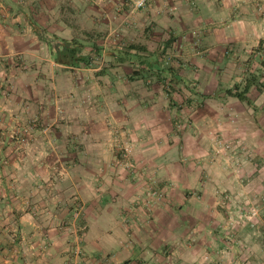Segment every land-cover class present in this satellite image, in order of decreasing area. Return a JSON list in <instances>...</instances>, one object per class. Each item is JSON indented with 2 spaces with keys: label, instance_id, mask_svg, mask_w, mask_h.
Wrapping results in <instances>:
<instances>
[{
  "label": "rangeland",
  "instance_id": "1",
  "mask_svg": "<svg viewBox=\"0 0 264 264\" xmlns=\"http://www.w3.org/2000/svg\"><path fill=\"white\" fill-rule=\"evenodd\" d=\"M123 1L132 15L149 4L148 1L145 7L132 10V0ZM17 2L0 0V8L5 10V13L0 11V17L7 19L10 10L18 19ZM115 10L121 13L118 8ZM71 13L74 19L70 38L81 39L82 52L91 57L89 64L58 63L52 55V47L60 41L50 32L47 40L39 41L43 50L39 58L23 54L6 57L10 63L25 66L26 79L42 86L34 96L47 101L49 112L46 119L38 114L35 118L32 111L27 113L23 134L9 136L17 141L19 148L0 155L9 179L8 201L4 204L5 211L0 210V226H8L0 231V255L11 253L13 247L7 244L15 236L24 209L32 212L34 208L38 212V207L42 208L37 216L49 223L51 215L48 213L50 209L54 211L50 206H54L58 209L55 219L59 224H85L84 201L73 191H77L75 181L81 183L89 176V180L103 178L105 191H110L103 201L105 207L117 212L127 231L130 212L143 211L146 215L148 221L143 224L145 230L140 236L147 241L148 248L139 246L142 256L136 264H231L228 259L233 253L237 256L234 264H242L241 240L260 237L261 232L255 228L264 227V19H217L211 25L218 29L212 39L210 30L206 29L208 23L199 24L195 20L186 25L182 22L184 19H180L177 36L168 30L160 34L165 36L161 39L157 38L159 34L148 35L145 29L140 39L131 40L122 36L124 25L113 27L107 34L104 28L99 29V23H96L98 27L89 25L84 23L86 19L82 14ZM115 16L113 19H121L118 14ZM90 17L95 19L94 15ZM128 19L132 18L128 16ZM226 25L233 30V38H226ZM168 37L171 38L167 42ZM130 42L146 43L152 50L157 49L158 63L166 70L160 74L156 68H142L133 57L120 62L109 54L114 45ZM95 44L102 47L99 52L93 50ZM31 64L40 66L33 70ZM170 66L172 70L168 71ZM228 88L246 91L253 103L247 104L227 94ZM211 94L213 96H209ZM90 98H100L106 103L105 114H108L103 126L95 120L97 106L92 111L91 123L86 121L85 124V120L83 123L80 114V120L65 115L66 106L75 114L84 109ZM134 98V104L129 103ZM136 103L144 108H133ZM159 106L167 113L166 119L156 116L161 112ZM118 107L121 109L118 117L109 114ZM145 108L149 109L147 114ZM233 112L239 115L231 116ZM149 113L153 119H158L154 121L158 124L157 130L156 125L149 129L146 124ZM136 114V121H131ZM159 119L165 124L162 128ZM84 126L105 131L106 150L101 158L109 163L107 168H83L78 162L68 166L73 157L83 162L84 144L87 140L95 142L96 138L83 136ZM44 127L70 129L68 133H76L74 142L63 134L61 139L57 137L54 152L41 153L35 143L38 141L40 145L43 139L50 137H35L33 131ZM69 143L72 152L66 150L65 145ZM31 160H43L50 165L43 169L29 167L27 161ZM36 173L49 177L47 181L42 179L45 183L38 186V194L53 196L52 200L42 199L44 204H40L41 199L31 200L33 193L24 197L33 187L23 188L22 181ZM116 179L127 185V193L121 188L113 190L110 183ZM69 195L74 198L67 201L65 198ZM181 195H186L185 201ZM57 197L62 199L55 200ZM57 202L59 205L55 204ZM62 207L70 209V216L62 215ZM158 219L163 222L161 227ZM241 226L251 227V231L245 232V238L235 232ZM122 249L125 253L120 264H129L124 257L130 248ZM81 250L75 253L81 254Z\"/></svg>",
  "mask_w": 264,
  "mask_h": 264
},
{
  "label": "crops",
  "instance_id": "2",
  "mask_svg": "<svg viewBox=\"0 0 264 264\" xmlns=\"http://www.w3.org/2000/svg\"><path fill=\"white\" fill-rule=\"evenodd\" d=\"M119 5L121 6L120 8ZM125 7L123 0H93V2L91 0H64V2H60V0H18V19L13 17L12 14L14 12H10V10L7 12V19H2L0 17V155H2V152L6 153L8 150H13V148H19L16 144L17 141L14 142L13 139H9V136L16 135V137H18L23 134L22 132L25 129L27 113L32 111L35 118H37L36 115L38 114L37 116L46 119L49 112L47 111L49 107L47 101L42 102L41 99L34 96L42 86L39 87L34 81H28L26 79L27 69L25 66L20 67L15 63H10L9 59L6 57L14 54H23L24 56L39 58L43 52L39 41L41 39L47 40L49 32L59 38V41L63 39L71 40L70 37H72L73 34L72 19H74V15L71 13L72 11H77V15L82 14L83 19H86L84 23L94 25L95 27H98L96 23H99L101 25L99 29L104 28L107 34L113 27L114 29L117 27L122 28L124 25L122 36L131 40L134 38L136 40H138V38L140 39L141 33H143L145 29L148 35L149 33L159 34L157 38L164 32L168 33V30L173 31V35L177 36L180 29V19H184L182 22L186 25L192 24L195 20L196 23L199 24L208 23L209 27L206 29L210 30L209 37H211V39L217 34L218 29L215 27L212 28L211 26L212 22L217 19H264V0H258V2L257 0H149L148 6L144 10L136 12L134 15L127 11ZM116 8H118L121 13H117L115 10ZM0 11L5 13V10L2 8H0ZM129 13L130 15H128ZM115 14H118L121 19H113ZM90 15H94L97 20L90 19L92 18ZM11 16L12 19L10 18ZM128 16L132 19H128ZM127 20L129 23L126 22ZM224 31L227 39L233 38V30L231 31L230 27L228 28L226 25ZM147 34L144 36L147 37ZM160 37L162 39L165 36L162 35ZM169 38L171 37H168L167 40ZM76 39L78 41L81 40L80 38ZM262 40H264V37H262ZM142 44H145L149 50L153 51L146 43ZM111 53L115 55L116 50L111 49L109 54ZM53 54L54 52L52 55ZM61 64L71 65L65 63ZM142 65H144L146 69L148 68L145 62L142 63ZM30 66H33V70H36L40 65L31 64ZM30 70L32 69L30 68ZM209 96L213 95L211 94ZM131 99L129 103L135 100V98L133 100ZM149 100L151 101L152 99ZM104 104L106 103H104L103 99L90 98V100L86 102L84 109L82 107L81 112H76L74 114L71 112L69 105L66 106L67 109L64 110H66L67 113L65 115H67V118H73L72 120H80V118L78 119V115L80 114L83 123L84 120L85 124H87L86 121H90L91 123V117H93L92 111H95V107L97 106L98 112L95 120L99 121V123L101 122L100 125L103 126L104 120L107 119L106 115L108 114H105ZM138 106L139 104L136 103L133 108L137 109ZM139 107L141 110L144 108L141 105ZM159 108H161V112L156 116L158 118L161 116L163 119H166L167 113H165L161 106H159ZM52 109L53 108H50V111L53 113L54 111ZM145 109L147 114L149 109ZM120 111L121 109L118 107L113 111L110 110L109 114L118 117ZM114 112L116 114H114ZM95 115L96 113H94V116ZM149 115L150 117L146 119L148 128L154 129L155 127H152V125H156L155 130H157L158 124L154 123V121H158V119H153L152 113H149L148 116ZM237 115H239L237 112L231 113V116ZM136 116L137 114L134 119L131 118V121H136ZM159 120L161 123L162 120ZM14 123H17L16 128ZM20 124L21 126H19ZM163 125L165 124L161 123L160 127H164ZM84 128L85 129L82 130L84 133L83 136L87 139H89L88 137L96 138L93 139L95 142L89 143L90 140H87V143L84 144L85 150L82 151L84 153L83 162L73 157L68 166L72 167V165H77L78 162L82 164L83 168L97 166L107 168L109 163L103 161L101 158V153L103 154L106 150V141L103 138L105 131H101L100 127H95L93 129L91 126H84ZM68 130L70 129L64 131L62 128L49 129L46 127L34 130L33 133L35 137H50L49 140L43 139L40 145L37 144L38 141L35 143L38 146V151L41 153L43 151H45L44 153L54 152L56 146H58L57 137L61 139L63 134L69 137L70 142H74V134L76 133H74L72 129V133H68ZM136 132L137 130L135 134ZM83 133H81V131L78 132L79 135ZM69 144L70 145H65L66 150L72 152V144ZM141 149H145V147ZM27 164L29 167L34 165V168L41 169L50 165V163L43 160L39 162L31 160L27 161ZM25 165L26 164H24V166ZM3 167V164L0 162V210L2 212L5 211L4 204L8 201L9 196V179L7 175H5ZM88 178L89 176L80 181L82 184L76 183L75 181L74 184L77 187V191H73V193H78L79 197L84 201L82 217L85 224H71L67 226L59 224L55 219V210L58 211V209L50 205L49 206L53 208L54 211L50 209V213H48L51 215L49 223H47V221L42 222L37 216L39 215L37 213H40L42 208L37 206L40 209L38 212L35 211L36 209L34 208L32 212L29 209H24V211L21 212L23 216L20 217L19 225L15 228V236L9 239L7 244L13 247L11 248V253L9 252L8 255H0V264H120L121 258L125 253L122 248L126 246H129L130 251L129 254L125 255L126 257H124V260H129V264H136L137 261L140 260V256H142L138 251L139 246H142L141 249L148 248L147 241H143L140 236H143L145 230L143 224L145 225L148 221L146 215L143 211H140L139 214L138 211L136 213L135 211L132 213L130 212V229L127 231L126 228L122 226V220L117 215V212L106 209L105 207L106 203L103 201L109 195L108 192L110 191H105L106 183L103 178L93 179L91 177V180ZM42 179L47 181L49 177H41L36 173L34 177L23 179V188L33 187L30 193H25V198L33 193L35 195H33L31 200L39 201L41 199V201H39L41 202L40 204H44L42 199L44 201L53 199V196H41V194H38L40 191L38 186L45 183ZM94 185L97 188H95ZM110 185L113 187L114 191H119L120 188L126 193L128 191L125 190L127 185L125 186V183H121L118 179L110 183ZM125 192L124 195L126 194ZM181 197L184 201L186 200V195H181ZM193 197L195 198V196ZM193 197L190 198L192 199ZM73 198V196L69 195L65 199L70 201ZM60 199H62V197L55 198V200L58 201H60ZM25 201H28V199H25ZM55 204L59 205L58 202ZM34 205L38 204L35 203ZM61 210L62 215L65 217L68 215L70 216L71 211L68 207H62ZM158 225L160 227L163 225L161 219H158ZM258 226L259 227L255 229L261 232L260 237H258V235L257 237L249 236L247 240H241L242 264H264V247L262 246L264 227L261 225ZM7 227V225L2 224L0 226V231L6 230ZM250 228L249 226L237 227L235 232L240 233L243 238H245L244 234L247 230L251 231ZM11 229L14 230L13 228ZM6 241L2 240L3 243ZM244 245H246L247 248H245ZM80 248L83 250H81V254L75 253L80 250ZM236 258L237 256L233 253L231 259L228 260H231V264H234Z\"/></svg>",
  "mask_w": 264,
  "mask_h": 264
},
{
  "label": "trees",
  "instance_id": "3",
  "mask_svg": "<svg viewBox=\"0 0 264 264\" xmlns=\"http://www.w3.org/2000/svg\"><path fill=\"white\" fill-rule=\"evenodd\" d=\"M168 41L169 39L167 40V42ZM82 45L83 44L77 39L61 40L59 43H56L52 47L55 60L60 63L71 64V65H80L82 63L85 65L89 64L91 57L89 54H84L82 52ZM92 48L95 51L97 50V52L101 50V47L96 44ZM111 49L116 50L115 55L111 53L116 61L123 62L133 57L136 60H138L140 64L145 62L146 65L148 66L146 70H153V68H156L157 69L156 72H159L160 74L161 72H164L166 70L165 67L164 68L160 67V64L158 63L159 53L157 49L151 51L147 48L145 44L130 42L127 43L126 45H114ZM141 66L142 68H145L144 65ZM167 68L168 71L172 70L171 66ZM248 86L249 85H247L246 88ZM225 92L229 95L237 97L238 99L246 102L247 104L253 103L251 98L247 95L246 91L244 90L233 91L231 88H228L226 89Z\"/></svg>",
  "mask_w": 264,
  "mask_h": 264
},
{
  "label": "built area",
  "instance_id": "4",
  "mask_svg": "<svg viewBox=\"0 0 264 264\" xmlns=\"http://www.w3.org/2000/svg\"><path fill=\"white\" fill-rule=\"evenodd\" d=\"M149 0H132L133 9H141L147 5Z\"/></svg>",
  "mask_w": 264,
  "mask_h": 264
}]
</instances>
